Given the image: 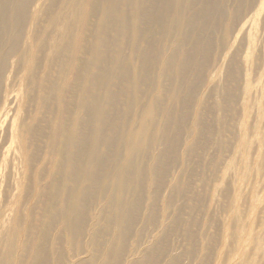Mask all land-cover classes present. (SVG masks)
Masks as SVG:
<instances>
[{
	"label": "bare ground",
	"instance_id": "bare-ground-1",
	"mask_svg": "<svg viewBox=\"0 0 264 264\" xmlns=\"http://www.w3.org/2000/svg\"><path fill=\"white\" fill-rule=\"evenodd\" d=\"M258 2L0 0V264H157L165 248L153 231L179 222L176 214L172 224L158 223V213L183 209L177 179L163 182L207 143L209 110L189 116L198 84L223 51L221 31L228 36L256 7L248 20L255 28L251 21L264 9ZM238 44L216 105L224 115L215 122L224 128L239 96L247 99ZM254 60L250 74L264 78V52ZM147 101L152 108L144 111ZM263 116L264 104L248 137L264 134ZM260 221L255 237L244 215L235 216L226 237H210L199 255L190 247L187 260L212 264L221 241L228 245L218 264H251V252L239 254L252 234L251 249L264 245ZM99 234L107 236L100 254ZM187 260L172 254L167 264Z\"/></svg>",
	"mask_w": 264,
	"mask_h": 264
},
{
	"label": "rangeland",
	"instance_id": "rangeland-1",
	"mask_svg": "<svg viewBox=\"0 0 264 264\" xmlns=\"http://www.w3.org/2000/svg\"><path fill=\"white\" fill-rule=\"evenodd\" d=\"M262 3L263 1L259 0L256 6L259 7L261 5L262 9L264 6V4L262 6ZM257 10L258 8L256 7L250 12L247 10V13L238 19L237 25L233 27L228 36L227 33L223 34L221 31L220 35L227 39L224 43L223 51L219 50L217 54L216 52L214 53L210 66L205 70V81L198 84V91L192 109L189 111V116L190 118H195L199 113L204 111L200 107H207L209 110L206 114L208 127L204 130L207 143L204 149L202 148L198 151L196 158L187 160L182 158L170 170L163 182V187L165 188L169 187L173 177L177 179V185L182 190L181 196L179 198L175 197V202L177 206H183V209L180 210L179 214L175 210L176 208L172 207L164 209L163 211L161 210L158 213V223L160 220H165L166 223L172 224L171 222L176 214L179 217V222L167 228L165 233L164 230L158 228L153 231L151 239H162L160 242L165 248V253L162 257H158L157 264H167L172 254H178L182 260L186 261L187 251L190 247L197 248L198 255L204 253V246H207L206 244L210 237L222 235L224 238L228 235L227 233L232 228V225L235 224V216L238 217L240 214L244 215L249 228H253L252 232L255 234V237H257L256 234L261 225L260 220L264 221V217H262L264 215V165L261 166V162L264 160V157H261L264 153V134H258L253 138L252 136L248 137L254 124V113L264 104V78L259 75L253 77V74H250L254 70V64L256 63L254 59H256L257 55L264 52V9L261 12L259 10L257 13L259 15L254 17L253 22L251 21L255 28H252L249 25L250 21H248L250 17L256 14L254 12ZM215 38L218 39V33L215 34ZM240 40L242 45L239 51V60L242 62L240 66L244 67V76H247V79H245L247 80V99L245 98L243 101L239 96L237 105L235 106L237 110L233 114V120L229 119L231 121L230 125L226 124V128H224L217 121L215 122V120L222 118L224 115L223 112L218 110L216 105L220 102L224 85H227L224 83L222 77L224 76L228 59L236 51L235 49L238 47ZM248 54L249 60L245 59ZM260 66L262 65L259 64V68ZM255 70H257L256 74H258L260 69L257 67ZM248 78L250 79L249 81ZM254 98L256 99L254 100ZM150 108L152 106L148 101L143 104L144 111ZM260 128L264 129V116ZM191 139L193 138L188 139L186 142L188 143ZM227 142L230 145L229 152L227 147L222 150L224 145L228 146L226 145ZM182 146L184 145L182 144ZM251 174L253 175V179ZM245 196L247 198L244 201L246 204L241 201L245 200ZM230 199L233 201L229 207L231 206L233 209L231 208L229 210L230 212L225 213L224 211H227L229 208L228 201ZM162 202L163 200L160 203ZM257 210L259 214H257ZM141 211L142 214L140 216L144 218L148 216L149 211L146 208ZM257 217L258 221L256 220ZM130 223L136 224V219L132 221L131 217ZM102 226H104L103 223ZM138 227L139 225L135 226L136 229ZM101 230H103L102 227L99 231ZM253 234L245 241L244 248L239 254V257H246L247 253L251 252L247 256L251 264H260L261 262L264 264V249L262 248L264 245L259 250L254 251L251 249L254 247L253 242L255 241V239H253L254 241L252 240ZM101 235L99 234L96 241L99 254L105 252V241L107 240V236ZM141 238H143L141 240L143 242L142 246H145L147 239L144 236H140ZM133 239H129L127 242L126 246L129 251ZM227 245L226 243L222 244L221 241H218L213 249L215 251L213 252L214 257H211L212 264H218L223 259L222 254L227 251ZM260 249L262 252L258 254ZM85 256L86 254L81 255V257ZM188 262L189 264H200L197 259Z\"/></svg>",
	"mask_w": 264,
	"mask_h": 264
}]
</instances>
